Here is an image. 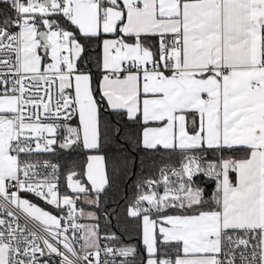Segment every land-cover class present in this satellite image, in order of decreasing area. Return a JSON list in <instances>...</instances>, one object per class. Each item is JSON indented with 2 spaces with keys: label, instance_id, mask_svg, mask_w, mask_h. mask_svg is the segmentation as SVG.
Wrapping results in <instances>:
<instances>
[{
  "label": "snow or ice",
  "instance_id": "snow-or-ice-1",
  "mask_svg": "<svg viewBox=\"0 0 264 264\" xmlns=\"http://www.w3.org/2000/svg\"><path fill=\"white\" fill-rule=\"evenodd\" d=\"M0 264H264V0H0Z\"/></svg>",
  "mask_w": 264,
  "mask_h": 264
}]
</instances>
